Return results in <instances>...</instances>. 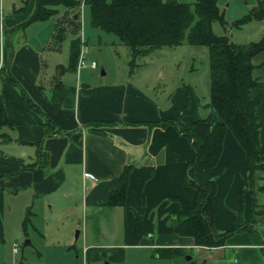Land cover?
I'll return each mask as SVG.
<instances>
[{
	"label": "crops",
	"instance_id": "crops-1",
	"mask_svg": "<svg viewBox=\"0 0 264 264\" xmlns=\"http://www.w3.org/2000/svg\"><path fill=\"white\" fill-rule=\"evenodd\" d=\"M257 1L250 0V5ZM32 2L21 13L0 15V96L10 118L9 124L0 126V261L5 264L6 245L16 252L14 244L21 234L30 238L25 244L33 242L29 229L40 237L62 236L51 247L70 249L78 220L96 219V215L105 213L106 220L122 225L119 247L129 245L123 241L124 220L140 216L153 222L154 232L134 245L153 251L157 247L209 250L218 254L214 264H264V171L255 175L252 192L244 190L240 168L245 152L228 128L217 162L204 170L206 176L215 178L213 227L226 231L238 225L241 218L260 229L252 233L244 223L226 237L223 245L211 248L196 246L192 237L174 231L173 210L181 199L191 200L195 194L194 187L185 181L186 163L194 154L190 141L175 125L156 122L175 118L186 105L188 115L197 118V92L193 93L187 82L179 81L167 92L163 90L160 99L128 76L111 77L104 67H100L104 72L100 74L98 63L93 68L86 59L81 66L77 59L75 68L62 70L60 83L53 84L54 69L43 68L42 61L47 63L42 53L45 41L35 43L32 37L12 33L18 25L29 28L36 22L20 25L29 15ZM6 31L12 33L10 39H4ZM48 49L52 52L56 48ZM252 63V75L262 83L251 89L252 95L260 96L257 113L262 141L264 50L252 57ZM125 167L124 202L108 206L105 202L110 193L122 185L120 174ZM250 211L254 212L252 221ZM39 215L47 223L36 227L32 220ZM57 218L65 219L68 227H51L49 222ZM84 231L79 229L75 238ZM104 246L111 245L84 244L82 264L89 255L95 258Z\"/></svg>",
	"mask_w": 264,
	"mask_h": 264
},
{
	"label": "trees",
	"instance_id": "trees-1",
	"mask_svg": "<svg viewBox=\"0 0 264 264\" xmlns=\"http://www.w3.org/2000/svg\"><path fill=\"white\" fill-rule=\"evenodd\" d=\"M27 2L28 0H23L24 5L17 10L25 9ZM82 4L88 6L90 23L113 33L130 47L133 56L145 55L152 49L172 47L182 42L206 48L210 68V97L207 103L210 112L205 117L191 118L186 105L175 118L156 124L175 125L190 141L194 154L186 163L185 181L194 187L195 194L191 200L181 199L179 207L173 210L175 233L192 237L196 246L211 248L223 245L226 237L240 229L246 221L240 218L238 225L222 232L213 227L215 178L206 176L204 170L217 162L223 136L228 128L245 152V160L240 168L244 190L252 192L255 171H264V138L262 141L259 139L260 116L257 113L260 96L251 93L252 88L262 86L252 75L255 67L252 57L264 50V38L236 44L227 35L214 33L212 23H224L217 0H34L29 15L20 25L44 21L60 14L51 34V39H55L52 47L58 49L59 42L68 31L75 35L70 40L68 64L57 65L59 74L53 75V84L60 83L59 75L62 70L76 66L80 51L78 33L81 28L79 15ZM59 7H63L62 14L59 13ZM253 18H264V0H258L250 13L239 19V22ZM2 73L1 70L0 75ZM55 92L54 95H57ZM29 105L33 107L32 104ZM9 123L10 118L0 96V126ZM127 171V167L122 170V185L110 193L106 205L123 204ZM242 194L243 190L240 209ZM253 202L252 195L251 203ZM253 213L250 211V221ZM27 219L28 216L22 221L24 225ZM249 224L246 223L247 227L254 233ZM153 232V222L140 216L124 220L125 244H138L143 237L150 236ZM181 250V247H157L154 252L158 256L171 257Z\"/></svg>",
	"mask_w": 264,
	"mask_h": 264
},
{
	"label": "rangeland",
	"instance_id": "rangeland-1",
	"mask_svg": "<svg viewBox=\"0 0 264 264\" xmlns=\"http://www.w3.org/2000/svg\"><path fill=\"white\" fill-rule=\"evenodd\" d=\"M243 1L217 0L224 23L221 24L219 21L212 23L214 33L225 34L236 44H246L264 38V18H253L239 22V19L249 14L257 3L255 2V5L252 6L250 4L253 1ZM29 3L30 0H28L27 5ZM23 5V0H1L0 15L1 17H10L21 13L22 9L15 10L13 6L22 8ZM62 12L63 7H59V13L62 14ZM79 16L81 28L78 35L82 36V39L79 37L80 44L82 40L84 41V58L87 62L95 60L98 63L97 72H100V67H104L109 71L111 77L113 74L117 79L128 76L160 99L163 90L167 92L179 81L187 82L193 93L197 92L199 96L198 115L200 117L208 115L210 112V108L207 106L210 97V68L209 56L205 47L182 42L172 47L152 49L145 55L133 56L130 47L122 43L113 33L106 32L90 23L87 5H81ZM57 18H60V14L42 22L36 21L29 28L18 25L12 31L13 34L17 32L21 37L23 35L32 37L35 39V43L45 41V48L42 53L47 63L42 61L43 68L48 71L54 69L53 75L55 76L59 74L55 65L60 62L64 65L68 63L70 40L75 36L68 31L62 41L59 42V49L49 52L48 46L52 47L55 42V39H51L52 36L49 33L54 30H51V28ZM12 33L6 31L4 39H10ZM46 64H48V67ZM215 118L218 119L217 115H215ZM258 173L259 171H255V175ZM104 207V210L108 209V206ZM104 214L96 215V219L89 217L87 220H82V218L78 220V225L73 233L72 246H69L70 249H64L58 245L51 247L52 243L60 240L62 236L60 238L56 235L40 237L37 231L34 232L33 229H29L33 242L25 244V239L29 237L21 234L16 241V252L13 251L11 245L5 246L3 250L4 262L5 264H40V262L46 264H82L80 254L84 244L111 245L98 250L97 256H94L95 258L89 255L85 264H214V260L218 258V254L215 255L214 252L212 254L209 250L196 247H183L181 252L171 257L156 256L152 248L143 245L119 247L122 240V225L116 220H106ZM40 217L39 215L32 220L36 227L42 223L43 225L47 223ZM49 223L55 229H57V226L62 229L68 227V222L65 219L61 220V218H57L56 222L51 221ZM253 224H249L253 230L260 229L258 225ZM77 229H86V231L75 238ZM83 234L85 238H83ZM77 253L79 254L78 258L76 257ZM0 264H3V262L0 261Z\"/></svg>",
	"mask_w": 264,
	"mask_h": 264
},
{
	"label": "built area",
	"instance_id": "built-area-1",
	"mask_svg": "<svg viewBox=\"0 0 264 264\" xmlns=\"http://www.w3.org/2000/svg\"><path fill=\"white\" fill-rule=\"evenodd\" d=\"M0 5H1V0H0ZM85 63V58H84V49H81L80 48V51H79V55H78V66H81ZM89 65L91 67H96V61L95 60H91L89 62ZM14 250H16V244H14Z\"/></svg>",
	"mask_w": 264,
	"mask_h": 264
},
{
	"label": "water",
	"instance_id": "water-1",
	"mask_svg": "<svg viewBox=\"0 0 264 264\" xmlns=\"http://www.w3.org/2000/svg\"><path fill=\"white\" fill-rule=\"evenodd\" d=\"M103 73H104L103 70H101L100 74H103ZM77 233H78V230H76V232H75V237L77 236Z\"/></svg>",
	"mask_w": 264,
	"mask_h": 264
}]
</instances>
